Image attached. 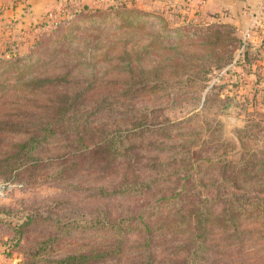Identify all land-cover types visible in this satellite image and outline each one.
I'll return each mask as SVG.
<instances>
[{
    "label": "rangeland",
    "instance_id": "obj_1",
    "mask_svg": "<svg viewBox=\"0 0 264 264\" xmlns=\"http://www.w3.org/2000/svg\"><path fill=\"white\" fill-rule=\"evenodd\" d=\"M56 1L36 19L28 0H0V111L15 114L18 107L12 105L16 100L12 94H26V109L33 108L30 98L38 95L16 91L31 75L63 74L70 86H86L89 82L90 89L101 81L119 80L120 84L106 89L114 102L134 104L137 109L147 106L146 113L154 108L152 114L156 113V119L162 121L156 126L165 123L164 116L174 122L182 120L174 132L182 130L188 140L186 145L191 148L189 153L196 158L189 169L196 176V187L209 201L223 198L227 202L237 189L228 174L217 188L212 187L209 176L213 173L203 160L225 151L230 157L235 155L237 145L214 151L222 139L233 143L235 137H240L245 143L244 151L264 145L262 50H251L245 63L236 61L244 46L237 26L223 19H202L198 13L190 15V21L176 0L148 1L154 5L149 8L126 5L117 9L106 6L88 9L56 31L20 37V31L27 30L30 23L39 22L47 10L58 5ZM81 1L87 4L92 0ZM21 36H25L24 32ZM25 54H29L27 63L6 61ZM91 96L97 98L94 93ZM8 114L0 117H12ZM152 122L156 121L149 115L147 126H155ZM18 140V134L0 133V150H7L12 141ZM60 142L38 148L22 164L9 160L4 163L15 162L13 166L0 167L7 172L0 176L4 179L0 180V264H57L62 256L84 250L87 243L108 241L105 231L83 229V214L97 204L111 207L122 200L102 201L94 189L98 186L94 182L99 179L96 173L88 175L86 168L75 179L59 180L49 163L65 157L68 149L60 147ZM168 144L170 152L166 155L171 160L167 156L164 160L159 158L170 168L178 158H174L173 145ZM56 146L61 150H56ZM152 149L147 143L136 144L133 150L136 165L139 161L146 163L147 159L149 165L159 164L153 162L157 161V154ZM7 153L0 151V159H5ZM147 168L142 167L140 172ZM257 174L247 190L264 192V165L257 169ZM252 195L259 194L252 192ZM135 198L126 201L141 208ZM248 216L242 214L241 218ZM255 224L249 228L261 231L255 239L243 243L245 254L249 250L264 251V228ZM133 235L135 240L140 238ZM15 236L19 237V243L12 246L10 242Z\"/></svg>",
    "mask_w": 264,
    "mask_h": 264
},
{
    "label": "trees",
    "instance_id": "obj_2",
    "mask_svg": "<svg viewBox=\"0 0 264 264\" xmlns=\"http://www.w3.org/2000/svg\"><path fill=\"white\" fill-rule=\"evenodd\" d=\"M148 1L154 2L143 0L147 8L154 7ZM126 5L137 7L135 0H92L87 4L76 0L67 6L64 13L56 10L52 18L48 17L47 10L39 22L30 23L28 29L21 30L19 35L24 39L40 31H56L88 9L105 6L117 9ZM186 7V4L180 5L191 21L192 14ZM23 32L25 36H21ZM262 49V45L246 44L236 61L245 63L251 50L261 52ZM28 58L29 54H25L6 61L8 64L27 63ZM116 83L120 84L119 80L101 81L91 90L89 82L86 86H70L63 74L31 75L16 91L38 95L39 98H30L33 108L27 109L32 110L26 109V94H12L16 99L12 105L18 107L15 114L0 111V115L12 116L0 117V133L19 135V140L12 141L7 150H0L8 152L5 159H0V167L13 166L15 162L4 163L9 160L22 164L38 148L61 141L59 146L68 149L64 152L65 157L52 159L49 163L59 180L75 179L79 171L86 168L88 175L96 173L99 179L94 182L98 185L94 189L102 201L122 200L111 207L97 204L83 214V229L105 231L108 241L87 243L84 250L62 256L57 264H106L108 261L112 264H264L262 249L253 253L249 250L247 254L243 251V243L255 239L261 231L249 228V225L258 223L264 228V192L247 190L251 181L258 177L257 169L264 165V145L244 151L245 143L240 137H235L233 143L219 140L214 151L230 144L239 148L233 157L225 151L204 158L205 167L213 173L209 174L211 186L217 188L220 180L228 174L237 192L234 190L227 202L223 198L209 201L196 187V176L189 172L196 158L189 153L188 140L182 130L174 132L182 120L174 122L164 116L165 123L156 126L162 121L156 119V113L152 114L154 108L146 113L147 106L137 109L134 104L116 103L110 98L106 89ZM52 89L59 90L48 93ZM149 115L156 121L152 122L155 126H147ZM145 143L154 147L152 152L157 154V161L153 162L159 164L152 165L151 162L149 165L147 159V164L139 161L136 165L134 146ZM168 143L175 149L174 158H178L175 166L170 168L163 163L170 152ZM55 149L61 150L57 146ZM200 165L202 163L199 162L198 172ZM142 167L148 168L140 172ZM6 173L5 168H0V176ZM210 192L206 193L210 195ZM252 192L259 195H252ZM144 196L148 200H144ZM132 198L137 199L142 207H134L132 202H127ZM242 214L250 216L243 219ZM73 218H70L71 224L75 222ZM133 234L140 238L135 240ZM18 240V236L12 237L11 245L17 246ZM156 243L158 249H155ZM174 243L177 245L172 246Z\"/></svg>",
    "mask_w": 264,
    "mask_h": 264
},
{
    "label": "crops",
    "instance_id": "obj_3",
    "mask_svg": "<svg viewBox=\"0 0 264 264\" xmlns=\"http://www.w3.org/2000/svg\"><path fill=\"white\" fill-rule=\"evenodd\" d=\"M89 2L90 0H84ZM179 5L186 4L191 14L198 13L202 19H223L236 25L240 30L244 45H262L264 54V10L262 11L258 26L253 28L251 12L259 10L260 0H176ZM55 0H28L30 9L36 19L40 18L42 12ZM137 6L147 5L142 0H135ZM201 9V10H200ZM200 10V11H199ZM216 20V19H215Z\"/></svg>",
    "mask_w": 264,
    "mask_h": 264
},
{
    "label": "built area",
    "instance_id": "obj_4",
    "mask_svg": "<svg viewBox=\"0 0 264 264\" xmlns=\"http://www.w3.org/2000/svg\"><path fill=\"white\" fill-rule=\"evenodd\" d=\"M76 0H58L56 3L58 5H55V8H51L48 12V17L52 18L55 15V11L59 10L60 12H65L67 10V6L71 3H73ZM264 10V0H260L259 10L256 12H251V17L253 18L252 27L256 28L258 26L257 22L259 21L260 15L262 11Z\"/></svg>",
    "mask_w": 264,
    "mask_h": 264
},
{
    "label": "water",
    "instance_id": "obj_5",
    "mask_svg": "<svg viewBox=\"0 0 264 264\" xmlns=\"http://www.w3.org/2000/svg\"><path fill=\"white\" fill-rule=\"evenodd\" d=\"M229 120H232L231 117H229Z\"/></svg>",
    "mask_w": 264,
    "mask_h": 264
}]
</instances>
